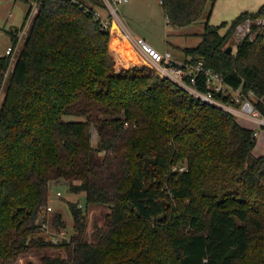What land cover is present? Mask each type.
Instances as JSON below:
<instances>
[{
	"label": "trees",
	"instance_id": "obj_1",
	"mask_svg": "<svg viewBox=\"0 0 264 264\" xmlns=\"http://www.w3.org/2000/svg\"><path fill=\"white\" fill-rule=\"evenodd\" d=\"M26 1V19L37 11L6 81L11 56L0 55V261L61 246L66 255L46 252L43 264H264V154H253L254 129L147 65L118 70L111 33L94 15L103 0ZM161 1L169 23L186 26L216 0ZM262 16L264 2L207 23L200 43L182 49L186 61L264 96ZM247 19L254 37L227 52ZM9 32L15 47L19 35ZM61 180L87 205L110 207L93 242L73 202L70 241L36 236L50 185ZM53 223L64 226L61 214Z\"/></svg>",
	"mask_w": 264,
	"mask_h": 264
},
{
	"label": "rangeland",
	"instance_id": "obj_2",
	"mask_svg": "<svg viewBox=\"0 0 264 264\" xmlns=\"http://www.w3.org/2000/svg\"><path fill=\"white\" fill-rule=\"evenodd\" d=\"M263 2L264 0H216L214 3L210 2L207 5L197 21L186 26H176L168 23L166 11L160 0H129L119 4V12L125 23H128V26H130V30L134 35L143 36L158 50L165 52L169 49L182 59L184 57L182 49L185 47H194L200 43L201 34L205 30L207 23L210 25L230 23L241 11L253 9ZM29 7L30 3L26 0H0V53L4 54L8 46H13L9 31L16 30L19 35V41L14 47V57L11 58L9 72L13 68L18 52L27 34L28 26L32 22L35 14L34 4L31 15L26 19ZM99 10L105 13V9L99 8ZM257 22L264 24V16L260 17ZM245 30L248 31L249 28L245 27ZM239 36V34L234 32L227 44V46H233V52H236V43L240 41ZM250 36L253 38L254 34ZM8 75L9 73L5 74V81ZM4 93L5 87L3 86L0 91V105ZM237 119L246 126L256 128V124L252 122L239 117ZM91 141L93 146H97L99 135L96 127H93ZM253 154H264V128L259 129L257 144L253 150ZM186 166V162H181L175 166V169L182 170ZM69 185L70 182L65 180L51 183L48 204H51L53 209L47 214L50 231L39 229L36 236H42L50 241L51 236L58 230H65L68 236H74L76 234V228L70 209V203L73 202L84 210L87 225L83 236L87 241L93 242L97 228L105 226L106 216L110 212V207L105 204L87 205L85 193L70 191ZM58 191H61L62 195L58 196ZM42 214L43 212L40 217ZM57 214H61L62 216L64 222V226L62 227H58L53 223L54 216ZM46 252L66 255L65 247L62 248L61 246H50L42 249L31 248V250L19 255L16 259L7 262L0 261V264H43L42 257Z\"/></svg>",
	"mask_w": 264,
	"mask_h": 264
},
{
	"label": "built area",
	"instance_id": "obj_3",
	"mask_svg": "<svg viewBox=\"0 0 264 264\" xmlns=\"http://www.w3.org/2000/svg\"><path fill=\"white\" fill-rule=\"evenodd\" d=\"M103 1L106 5L105 13H102L99 8H96L94 10L95 17L101 21L102 27L109 30L110 33L119 30L124 37L130 40L145 58L147 66L154 69L161 78L173 81L176 86L185 89L202 101L221 107L235 114L236 117L256 124V128H253L254 134L255 136L259 135V129L264 128V113L256 103L258 100L264 101V96L258 97L253 90L245 93L242 87H233L225 80L221 72L207 67L203 61L189 62L186 60H178L174 57L172 51L166 50L162 52L158 50L145 38L134 35L125 24L119 12V4L129 0ZM245 27H248L249 30H245ZM250 30L251 20L247 19L237 26L235 32L240 35V40H242L247 35H251ZM14 50L15 48L13 46H9L6 48L5 53L0 55L11 56L13 58ZM8 73L9 71L5 74ZM200 80L204 82L207 88L206 90L198 87ZM216 93H222L223 96H230L231 102L219 99ZM57 195H62L61 191H58ZM52 209V205L47 204L42 216L38 219L41 230L50 231L47 214ZM71 239L72 236H68L65 230H58L51 236L50 241L53 244L61 245L65 240L70 241Z\"/></svg>",
	"mask_w": 264,
	"mask_h": 264
},
{
	"label": "crops",
	"instance_id": "obj_4",
	"mask_svg": "<svg viewBox=\"0 0 264 264\" xmlns=\"http://www.w3.org/2000/svg\"><path fill=\"white\" fill-rule=\"evenodd\" d=\"M160 2H162V1L160 0ZM261 4H259L257 7L250 9V10H256ZM34 9H35L34 12L36 13V11H37L36 4H35ZM167 21H168V18H167ZM30 24H31V22H30ZM30 24H29V26H30ZM125 24L130 29V26H128V23H125ZM29 26H28V28H29ZM221 31L224 32L225 28H223ZM136 36H140V35H136ZM110 48L112 49V51L116 55L115 67L118 70H120L122 68H129V67H132L134 65H137V66H146L147 65V62H146L145 58L141 55L140 51L132 44V42H130V40H128L126 37H124L122 35V33L119 32V30L111 33ZM167 50H169V49H167ZM172 53L176 59L186 60L184 52H183L184 57H182V59H180L174 52H172ZM0 54H3V53H0ZM249 127H251V126H249Z\"/></svg>",
	"mask_w": 264,
	"mask_h": 264
},
{
	"label": "water",
	"instance_id": "obj_5",
	"mask_svg": "<svg viewBox=\"0 0 264 264\" xmlns=\"http://www.w3.org/2000/svg\"><path fill=\"white\" fill-rule=\"evenodd\" d=\"M232 50H233V46H231V45L228 46L227 49H226V51L229 52V53L232 52Z\"/></svg>",
	"mask_w": 264,
	"mask_h": 264
}]
</instances>
